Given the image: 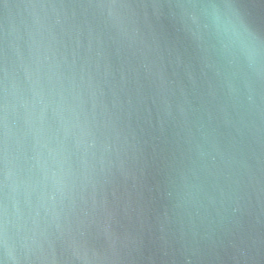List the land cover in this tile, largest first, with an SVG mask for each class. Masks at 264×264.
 I'll list each match as a JSON object with an SVG mask.
<instances>
[{
	"label": "water",
	"instance_id": "95a60500",
	"mask_svg": "<svg viewBox=\"0 0 264 264\" xmlns=\"http://www.w3.org/2000/svg\"><path fill=\"white\" fill-rule=\"evenodd\" d=\"M0 229V264H264V0H0Z\"/></svg>",
	"mask_w": 264,
	"mask_h": 264
},
{
	"label": "clouds",
	"instance_id": "9594fccd",
	"mask_svg": "<svg viewBox=\"0 0 264 264\" xmlns=\"http://www.w3.org/2000/svg\"><path fill=\"white\" fill-rule=\"evenodd\" d=\"M223 31L225 34L231 33L232 36L239 40L242 46L246 47L249 57L254 55V51L245 44L247 39L245 34L237 27L234 22L231 20L224 21ZM35 162L42 177L47 180L49 178V173L53 169V166L58 163V152L55 148L50 146V141L44 140L40 142L39 150L35 156ZM6 239V229H0V240L6 242Z\"/></svg>",
	"mask_w": 264,
	"mask_h": 264
}]
</instances>
